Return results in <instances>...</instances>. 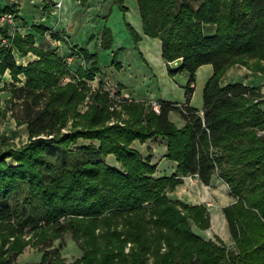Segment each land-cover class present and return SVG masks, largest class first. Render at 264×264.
<instances>
[{
  "label": "trees",
  "instance_id": "trees-1",
  "mask_svg": "<svg viewBox=\"0 0 264 264\" xmlns=\"http://www.w3.org/2000/svg\"><path fill=\"white\" fill-rule=\"evenodd\" d=\"M117 2L127 9L124 0ZM137 3L145 33L162 41L168 72L190 74L186 102L162 100L160 112L146 109L144 101L118 100L106 90L90 92L84 78L99 71L96 54L81 51L91 66H80L72 80L62 82L71 73L65 57L38 49L32 36L0 26L22 53L36 50L40 55L19 65L12 46L0 47V69L9 67L18 82L19 74L26 77L10 87L1 115L10 110L29 133L26 144L0 153V264H16L15 255L27 243L22 238L27 224L40 229L38 242L70 230L83 250L80 258L66 263L58 249H47L34 264H264V95L259 85L221 83L235 63L253 60L252 68L264 73V0ZM129 29L137 43L141 36ZM111 37L105 28L103 46L110 45ZM175 60L179 63L172 66ZM204 63L213 64V73L204 86L203 107L197 108L189 101ZM89 93L92 101L82 112L79 105ZM171 111L180 113L184 125L171 120ZM155 135L167 140L166 157L177 163L171 175H156L157 164L132 146L136 139L144 142ZM79 138L98 144L78 145L77 162L49 178L43 167L52 147L73 152ZM108 154L123 169L107 164ZM189 174L205 184L217 175L228 184L235 200L223 211L234 247L194 230L193 224L200 229L211 225L206 204L169 196L180 176ZM23 183L46 207L44 224L24 216L19 203L2 201Z\"/></svg>",
  "mask_w": 264,
  "mask_h": 264
},
{
  "label": "crops",
  "instance_id": "crops-1",
  "mask_svg": "<svg viewBox=\"0 0 264 264\" xmlns=\"http://www.w3.org/2000/svg\"><path fill=\"white\" fill-rule=\"evenodd\" d=\"M123 4L127 9L124 10L117 0H0V13L7 12L6 8H14L16 14L11 22L5 21L0 26H6L11 34L18 31L23 36H32L33 44L38 49L54 50L65 57L71 73L63 75V82L71 80L80 66H91V62L86 63L81 55V51H89L97 55L99 64V71L94 78H84L93 90L98 88L109 91L113 97L121 100L145 102L170 100L185 103L186 100L178 101L170 95L167 85L170 82L167 76L168 63L162 55V41L159 37L145 33L137 0H124ZM129 25L141 36L137 43ZM105 28L110 29L112 36L111 43L107 47L102 43ZM7 45L13 47L15 60L19 65H27L40 58L36 50L22 53L9 38L4 37L0 32V47ZM74 47L79 49V53L73 50ZM178 63V60L170 62L172 66ZM158 66L161 68V77L155 71ZM19 77L22 79L21 82L13 79L9 67L0 69V95L6 100L11 96L10 87L13 84L24 83L25 75L19 74ZM248 77L249 75L246 74V78ZM235 81L252 84L248 79L238 78L229 81L221 80V83L224 85ZM189 105L203 107V104L202 106L192 104V95ZM172 112L169 113L170 118ZM171 120L179 126L185 123L181 115L179 122L172 118ZM23 125L29 136L26 123ZM141 145L144 147L142 151L152 147V158H167L165 138L154 136L141 142ZM158 149H161V155H156ZM166 173L163 169L158 175ZM194 176H196V191L189 190L188 194L183 193L182 190L186 187L181 183L168 193L189 203L206 204L211 212V226L216 233L221 230L223 235L220 232L219 235L230 241L233 238L223 208L235 199L229 191L228 184L216 185L214 177L209 184H205L197 175ZM215 186H218V189ZM205 187H211V192L207 196L205 189L208 188ZM217 198L219 200L221 198V204H216ZM214 219L220 227L215 225Z\"/></svg>",
  "mask_w": 264,
  "mask_h": 264
},
{
  "label": "rangeland",
  "instance_id": "rangeland-1",
  "mask_svg": "<svg viewBox=\"0 0 264 264\" xmlns=\"http://www.w3.org/2000/svg\"><path fill=\"white\" fill-rule=\"evenodd\" d=\"M199 2L200 0H194V4H198ZM251 64H253V60H250V65L243 63L233 64L225 72L221 80L229 81V80H234L236 78L241 80L248 79L250 83H252L251 85L261 86V92L264 95V73L254 70ZM155 71L156 74L161 77L162 72L159 66L155 68ZM212 73H213L212 63L202 64L196 71L195 88L192 94L193 105L202 106L204 86ZM246 74L249 75L248 78H246ZM167 76L170 79V82L167 84L170 95L174 99H178V101L184 102L186 100V85L188 83L190 75H188L187 72H178L173 75L168 72ZM63 81L64 80L62 79V82ZM94 90L90 86V92ZM116 99L121 100L119 98ZM91 101L92 98H91V94L89 93L85 97V99L80 103L79 109L83 112L88 108V105ZM6 105H7V100L4 98V96L0 95V153L3 152L5 147L7 146L21 147L29 141V136L26 133L25 126L23 125V123L19 124L16 121L10 110L6 111L7 113L5 116L1 115V112L6 109ZM145 106L146 109L148 110L153 109L151 105V101L145 102ZM262 106L264 107V104ZM118 108H120V105H118ZM123 117L125 118L127 117V114L125 112H123ZM171 118L174 119L176 122H179L180 115L177 111H173L171 113ZM155 136L158 137L160 135H155ZM161 138L163 137L161 136ZM91 142L98 144V141L96 140L79 138L76 142L72 143V148L74 149L73 152H64L62 148L53 146L52 147L53 149H51L48 155L49 164L43 167L45 174L48 175L49 178H51L54 175L58 174L59 171L62 169V167L73 166L78 160L77 153L75 151L76 147L80 144L91 143ZM132 146L137 148L143 154V156L145 157L150 156L151 161L157 164L156 175L161 173L163 169L167 172L166 175H168L172 170L174 171L171 174L175 172L177 163L168 158H152L153 157L152 147H148L145 151H142L144 147L143 145H141V141H139L138 139L134 141ZM161 154H162L161 149H158L156 155H161ZM7 160L9 162L16 163V161L13 160L11 157H8ZM104 161L109 165L123 169L122 164L117 160L114 154H108L107 156H105ZM182 176L185 177L182 178ZM180 177H181V182L179 184L182 183L186 187L185 189L182 190L183 193L188 194L189 190L196 191V187H197L196 176L189 174V175H181ZM214 179L216 185L221 183L226 184V182L223 181L217 175L214 176ZM215 187L216 189H218V186ZM205 188H208L205 189V194L207 196L211 192V187H205ZM29 194H30L29 186L26 183H23V186L20 190L13 192L10 196H8L6 199H3L2 201L8 202L12 205L19 203L21 208L23 209L24 216H32L33 218L39 221V224L40 223L44 224L43 215L46 213V207L40 201L38 196L36 195L31 196ZM169 196L175 198L174 197L175 195L169 194ZM215 202L216 204H221L222 203L221 198L220 200L219 198L215 199ZM214 223L217 227H220V224H218L217 220L214 219ZM193 228L196 232H198L200 235L204 236L205 238L217 239V237H219L229 246L234 247L235 245L233 239H231L230 241L223 239L219 235V232L221 233V230L218 231V233H216L214 227L211 225L206 229H200L195 224H193ZM39 230L40 229L32 228L31 224H27V226L24 228L22 238L23 240L27 241V243H25L22 251L19 252L17 255H15L14 259L16 264H34L40 262L44 251L47 249L48 250L58 249L60 251L61 257L65 260L66 263H71L75 259L80 258L83 255L82 248L79 246L78 242L73 238L72 232L70 230L64 232L62 235H60L57 238L51 239V241L44 240L38 242ZM221 234L223 235V233ZM13 238L14 236H10V241ZM10 241H8L5 244V248H8V246L11 244ZM46 243H50V245L46 246ZM129 245L130 243L127 244L126 247L127 250L129 249Z\"/></svg>",
  "mask_w": 264,
  "mask_h": 264
},
{
  "label": "built area",
  "instance_id": "built-area-1",
  "mask_svg": "<svg viewBox=\"0 0 264 264\" xmlns=\"http://www.w3.org/2000/svg\"><path fill=\"white\" fill-rule=\"evenodd\" d=\"M15 16H16L15 12H11V11L0 13V24L4 23L5 21L11 22L15 18ZM73 50L77 53L79 52V49L77 47H74ZM151 105L155 111L160 112L161 109L160 101L152 100Z\"/></svg>",
  "mask_w": 264,
  "mask_h": 264
}]
</instances>
